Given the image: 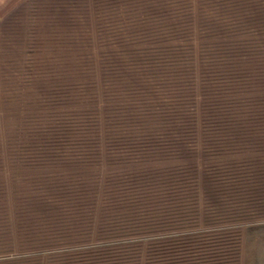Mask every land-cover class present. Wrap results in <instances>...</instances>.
Returning a JSON list of instances; mask_svg holds the SVG:
<instances>
[{"label":"rangeland","instance_id":"1","mask_svg":"<svg viewBox=\"0 0 264 264\" xmlns=\"http://www.w3.org/2000/svg\"><path fill=\"white\" fill-rule=\"evenodd\" d=\"M0 264H264V0H0Z\"/></svg>","mask_w":264,"mask_h":264}]
</instances>
